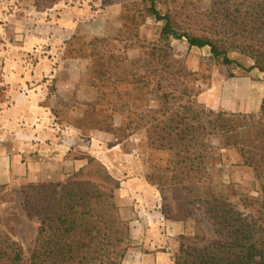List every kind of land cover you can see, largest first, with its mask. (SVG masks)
Instances as JSON below:
<instances>
[{
    "label": "rangeland",
    "instance_id": "obj_1",
    "mask_svg": "<svg viewBox=\"0 0 264 264\" xmlns=\"http://www.w3.org/2000/svg\"><path fill=\"white\" fill-rule=\"evenodd\" d=\"M236 1L60 0L38 9L37 0H0V152L52 158L59 147L85 166L48 183L72 178L100 182L105 173L118 181L104 154L120 145L118 156L112 152L116 166L127 175L133 167L151 179L158 175L166 215L187 223L186 234L174 243L173 264L181 246L202 248L217 241L213 222L193 204L196 198L181 179L185 185L205 182L242 211V195H264L260 182L243 165L238 148L209 151L204 172L196 154L199 133H193L195 148L189 153L184 150L188 139L182 141L176 133L191 125L197 131L193 117L201 107L259 114L264 72L252 69L255 61L248 56L230 52L233 62L226 65L209 46L190 47L187 38L165 39L162 31L169 21L181 36H223L224 9ZM59 81L71 83V92L64 90L67 97L58 92ZM8 104L16 110L5 119L2 111ZM189 104L194 109L186 125L181 118ZM43 129L45 139L39 135ZM190 159L194 169L174 182V170L189 169ZM30 184L42 183L12 179L0 184V234L20 244L23 264L29 263L39 228L22 206ZM115 230L112 241L127 249L125 259L136 247L125 237V227Z\"/></svg>",
    "mask_w": 264,
    "mask_h": 264
},
{
    "label": "trees",
    "instance_id": "obj_2",
    "mask_svg": "<svg viewBox=\"0 0 264 264\" xmlns=\"http://www.w3.org/2000/svg\"><path fill=\"white\" fill-rule=\"evenodd\" d=\"M58 2L37 0L36 4L41 9ZM224 11L221 25L227 32L223 36H181L167 21L162 37H185L190 47L209 46L214 57H222L226 65L233 62L228 54L238 52L255 61L252 69L264 72V0H237ZM193 109V104L185 107L181 118L184 124L188 125V113ZM193 120L199 123L197 131L191 125L176 136L182 141L188 139L184 150L189 153L195 148L193 133H199L201 150L196 154L204 172L208 170L205 164L209 151L238 148L243 165L254 172L264 193V100L259 114L214 112L201 107ZM210 137L219 142L218 148L212 146ZM189 161V169L174 170V182L177 175L194 169L193 160ZM181 182L188 194L196 198L193 204L202 207L213 222L219 239L202 248L181 246L175 264H264V195H242V211L224 193L214 194L205 182ZM119 188L120 182L108 173L102 175L100 182L72 178L64 184L28 185L23 191V210L29 219L39 222L28 264H121L127 249L120 248L121 241L112 240L118 233L115 229L125 227L127 237L129 228L114 202V191ZM23 263L20 244L0 234V264Z\"/></svg>",
    "mask_w": 264,
    "mask_h": 264
},
{
    "label": "crops",
    "instance_id": "obj_3",
    "mask_svg": "<svg viewBox=\"0 0 264 264\" xmlns=\"http://www.w3.org/2000/svg\"><path fill=\"white\" fill-rule=\"evenodd\" d=\"M71 86V83L67 85L59 81L58 92L61 96L67 97L64 90L68 89L66 92L70 93ZM14 110L16 108L6 105L2 111L3 117L6 119L11 116ZM41 131H39L40 138L45 139L47 133L44 129L42 133ZM119 146H113L112 150L115 151H110V155L104 154V158L107 159V164L109 163L110 172L120 182L117 192L120 203L119 215L124 222L128 223V237L136 247L124 259L123 264H173L174 243L179 241L181 235L186 234L187 223L166 215L158 175L152 176L151 179L146 174L136 172L135 167L131 169L133 173L127 175V171H121L116 166L112 152L118 156L116 150L120 148ZM54 150L55 157L52 158H45L44 155L26 158L20 154L0 152V184H8L12 179L25 183L59 182L85 166L83 160L70 158L69 151L59 147H55ZM171 179L170 177L169 180Z\"/></svg>",
    "mask_w": 264,
    "mask_h": 264
}]
</instances>
